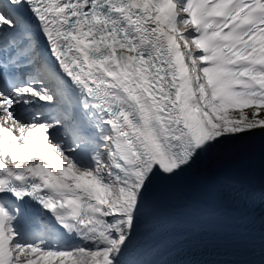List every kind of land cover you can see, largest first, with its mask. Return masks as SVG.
<instances>
[{
  "label": "snow or ice",
  "instance_id": "6c2138e0",
  "mask_svg": "<svg viewBox=\"0 0 264 264\" xmlns=\"http://www.w3.org/2000/svg\"><path fill=\"white\" fill-rule=\"evenodd\" d=\"M0 264H264V0H0Z\"/></svg>",
  "mask_w": 264,
  "mask_h": 264
}]
</instances>
